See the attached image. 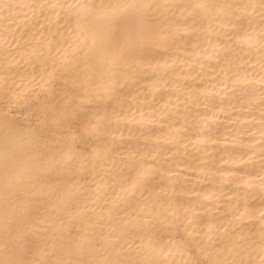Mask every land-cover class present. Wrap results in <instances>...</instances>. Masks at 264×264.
Listing matches in <instances>:
<instances>
[{
	"label": "bare ground",
	"instance_id": "6f19581e",
	"mask_svg": "<svg viewBox=\"0 0 264 264\" xmlns=\"http://www.w3.org/2000/svg\"><path fill=\"white\" fill-rule=\"evenodd\" d=\"M41 73L90 152H0V264H264V0H0V94Z\"/></svg>",
	"mask_w": 264,
	"mask_h": 264
},
{
	"label": "rangeland",
	"instance_id": "374dc122",
	"mask_svg": "<svg viewBox=\"0 0 264 264\" xmlns=\"http://www.w3.org/2000/svg\"><path fill=\"white\" fill-rule=\"evenodd\" d=\"M51 37L53 38H51V42L54 44L55 35L51 34ZM8 53L4 52L2 58H8L10 56ZM20 56L22 57L23 54L20 53ZM25 57V61L29 62L30 56L27 57L26 55ZM9 64L11 62L5 63L4 66ZM59 65L62 66L63 64L59 63ZM61 80L59 78L53 79L49 75L41 73L37 78L39 98L30 96L28 91L20 92V85L16 87L19 89L15 93L17 97L16 95L7 96L9 100H6L4 94H0V99L4 97L3 100H0V137L4 139L0 152L9 151L8 143L18 141L23 146L27 143L31 144L32 151L34 149L49 153L48 149L58 146L76 154L82 161L88 157L90 148L81 143L76 136H72L70 139L67 137L59 139L54 134L55 128L62 126L61 132L63 134L71 132L74 135L85 137L83 125L95 124L93 118L84 119L82 115L76 112L77 101L72 97L73 91L67 81ZM57 125L59 126L56 127ZM18 147L16 148L20 151L21 149ZM115 158L123 165L133 163L131 157L116 156ZM98 171L103 172L104 169L99 168ZM127 172L129 173V171ZM150 193L152 194V192ZM154 198L156 199L155 196ZM176 236L181 242L184 241L178 231ZM191 256L195 264H200L203 261L195 257L193 253Z\"/></svg>",
	"mask_w": 264,
	"mask_h": 264
}]
</instances>
